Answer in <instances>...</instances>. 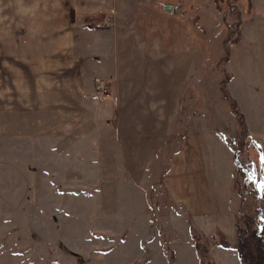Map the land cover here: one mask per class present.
Wrapping results in <instances>:
<instances>
[{
    "label": "rangeland",
    "instance_id": "1",
    "mask_svg": "<svg viewBox=\"0 0 264 264\" xmlns=\"http://www.w3.org/2000/svg\"><path fill=\"white\" fill-rule=\"evenodd\" d=\"M229 1L239 9L238 0ZM116 3L134 26L129 49H117L124 55L107 56L111 64L116 59V94L112 79L103 77L113 68L104 59L98 71L88 65L94 88L83 96H52L50 105L35 112L23 105L20 113L9 98L0 114V264H200L191 227L209 241L204 264H243L234 248L216 240L234 243L236 223L245 226L241 192L264 234V149L242 131L236 112L243 110L228 88L232 73L239 79L260 73L258 44H238L240 25L237 40L226 42L229 58L219 60L227 30L215 0ZM111 8L93 18L110 33ZM247 9H239L241 22L251 16ZM227 16L233 18L230 11ZM104 42L97 51L110 52ZM188 132H206L200 169L212 211L200 225L181 198H193V176L181 181L174 159ZM211 132L233 155L237 148L239 170ZM213 172L221 184L211 182ZM169 178L177 193L165 184Z\"/></svg>",
    "mask_w": 264,
    "mask_h": 264
},
{
    "label": "crops",
    "instance_id": "2",
    "mask_svg": "<svg viewBox=\"0 0 264 264\" xmlns=\"http://www.w3.org/2000/svg\"><path fill=\"white\" fill-rule=\"evenodd\" d=\"M237 3L239 9L248 8V12H251L250 18L241 23L238 44L242 41L258 44L261 55L260 73L256 72L255 77L252 74V77H247L245 74L240 79L232 73L228 88L243 110L250 135L256 137L264 149V0H238ZM116 4V0H0V114L7 111L9 98L11 103H14L15 111L23 112V105H26L30 107V111L35 112L42 103L50 105L52 96L81 97L88 93L92 86L94 88L88 65L98 71L97 66L104 67L97 65L98 62L104 64V59L108 61L107 56L113 53L123 56V51L117 52L118 48L129 49V37L132 36L134 26L127 13L119 14ZM118 6L121 7L122 3ZM110 7L114 9L111 33L107 32V28H98L100 22L96 19ZM94 17L96 18L93 19ZM104 41L110 42V52L97 51L101 46H105L102 44ZM90 58L92 60L88 61ZM115 60L112 59V64L108 61L107 65L113 68L103 77H109L110 81L112 79V90L116 94L119 82L117 83L118 75L114 73ZM231 88L235 91H231ZM241 97L244 99L242 102L245 108L239 100ZM248 110L250 120L247 117ZM211 135L216 137L225 150L227 149V156L231 155V159H234L227 142L213 132ZM203 137H206V132L186 133L174 158L176 165L180 166L176 173L181 181L188 174L193 176V198L188 195L181 198L185 200L187 209L197 223L207 219L212 211L210 186L202 180L203 168L200 169V163L205 166ZM212 155L215 156L213 153ZM172 167L173 164L167 176ZM214 174L213 172L211 182L215 185L221 184L220 181H214ZM231 175L228 185L234 189ZM208 176L206 171V177ZM165 184L172 193H177L173 188L176 185L170 178ZM231 219L233 220L234 216Z\"/></svg>",
    "mask_w": 264,
    "mask_h": 264
},
{
    "label": "trees",
    "instance_id": "3",
    "mask_svg": "<svg viewBox=\"0 0 264 264\" xmlns=\"http://www.w3.org/2000/svg\"><path fill=\"white\" fill-rule=\"evenodd\" d=\"M215 2L217 3L218 11L221 12L222 25L227 30L225 37L222 40V44L226 47V49L224 50V53L220 56L219 60L226 61L229 58V52H228L226 42H234L237 40L239 30H240V25L242 23L241 22L242 17L240 14V10L234 4H232L229 0H215ZM227 11H230L233 14V18H229L227 16ZM197 25L199 24H196V26ZM228 77L229 76H225L222 79V87L224 89L225 96L229 98L231 96L229 95V93L223 86V83L229 79ZM231 103H232V106L234 107V110L237 111L235 107V102L233 99ZM236 114H238L240 123L242 124V131L246 133L248 132V137L250 141L254 143L256 146H258L259 143L256 140V138L249 134L247 125L242 119V116H243L242 112L238 111L236 112ZM260 147L258 149H260ZM233 156H234V162H235L234 170H239V168L242 167V164L236 158L237 148H235ZM253 182L255 183L254 179L252 180V183ZM255 196L256 194L254 193L253 197ZM255 198H257V201H260L259 195L256 196ZM263 200L264 198L262 199V201ZM248 206L250 208L248 199L241 192L240 207H241L242 213L240 215L241 217L240 219L245 223V226H242L239 223H236V230H237L236 242L230 243L228 239L225 238L224 236L218 237L216 241H217V244L220 246L234 248L238 254L240 261L243 264H264V234L259 232L258 229L253 225V218H252V215H251V212ZM246 208H248V210ZM191 234H192L193 241H194V249H195L196 256L200 264H204L203 262L204 258L209 259V254L207 252L209 241L206 239V236L203 235V232L199 230L196 231L194 227H191Z\"/></svg>",
    "mask_w": 264,
    "mask_h": 264
},
{
    "label": "built area",
    "instance_id": "4",
    "mask_svg": "<svg viewBox=\"0 0 264 264\" xmlns=\"http://www.w3.org/2000/svg\"><path fill=\"white\" fill-rule=\"evenodd\" d=\"M95 81H97L96 82V85H95L96 86V89L97 90H102V87L104 86V84L101 81H99L98 79H96Z\"/></svg>",
    "mask_w": 264,
    "mask_h": 264
},
{
    "label": "snow or ice",
    "instance_id": "5",
    "mask_svg": "<svg viewBox=\"0 0 264 264\" xmlns=\"http://www.w3.org/2000/svg\"><path fill=\"white\" fill-rule=\"evenodd\" d=\"M261 164L264 165V156L261 157Z\"/></svg>",
    "mask_w": 264,
    "mask_h": 264
},
{
    "label": "water",
    "instance_id": "6",
    "mask_svg": "<svg viewBox=\"0 0 264 264\" xmlns=\"http://www.w3.org/2000/svg\"><path fill=\"white\" fill-rule=\"evenodd\" d=\"M170 7H172L170 4L165 5V8H170Z\"/></svg>",
    "mask_w": 264,
    "mask_h": 264
}]
</instances>
